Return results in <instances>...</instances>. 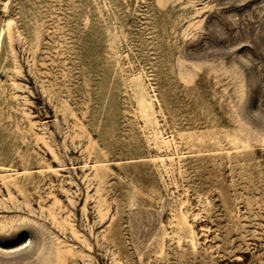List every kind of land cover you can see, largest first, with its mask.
I'll return each mask as SVG.
<instances>
[{
    "label": "rangeland",
    "instance_id": "obj_1",
    "mask_svg": "<svg viewBox=\"0 0 264 264\" xmlns=\"http://www.w3.org/2000/svg\"><path fill=\"white\" fill-rule=\"evenodd\" d=\"M0 225V264H264V0H0Z\"/></svg>",
    "mask_w": 264,
    "mask_h": 264
},
{
    "label": "bare ground",
    "instance_id": "obj_2",
    "mask_svg": "<svg viewBox=\"0 0 264 264\" xmlns=\"http://www.w3.org/2000/svg\"><path fill=\"white\" fill-rule=\"evenodd\" d=\"M147 198H148V197H147ZM148 199H149V198H148ZM215 221H216V220H215ZM189 225H190V224H189ZM216 225H217V224H216ZM0 226L4 227L3 225H0ZM187 226H188V225H187ZM221 226H222V225H221ZM190 228H191V227H190ZM7 229H8V228H7ZM178 229H180V228H178ZM184 229H185V228H184ZM206 230H207V229H206ZM2 231H3V230H2ZM5 231H6V229H5ZM182 231H183V230H182ZM185 231H186V230H185ZM207 231H208V230H207ZM225 232H226V231H225ZM230 232H231V231H230ZM186 233H187V232H186ZM190 233H192V231H191ZM211 233H212V232H211ZM0 234H1V233H0ZM194 234H195V232H194ZM117 235H118V234H117ZM182 235H183V234H182ZM185 235H186V234H185ZM189 236H190V234H189ZM193 238H194V237H193ZM213 238H214V237H213ZM120 239H121V238H120ZM178 239H179V238H178ZM180 239H181V238H180ZM184 240H185V238H184ZM184 240H183V241H184ZM189 240H190V239H189ZM212 240H213V239H212ZM227 240H228V239H227ZM194 241H195V240H194ZM196 241H197V240H196ZM162 242H163V241H162ZM180 242H181V241H180ZM180 242H179V243H180ZM191 242H192V241H191ZM197 242H198V241H197ZM197 242H196V243H197ZM229 242H230V241H229ZM193 243H194V242H193ZM223 243H224V241H223ZM223 243H222V244H223ZM162 244H164V243H162ZM162 244H161V245H162ZM180 244H181V243H180ZM222 244H221V245H222ZM224 244H225V243H224ZM229 244H231V243H229ZM119 245H120V244H119ZM226 245H227V243L225 244V246H226ZM40 246H41V245H40ZM56 246H57V245H56ZM54 247H55V246H54ZM161 247H162V246H161ZM161 247L159 248V250L161 249ZM220 247H221V246H220ZM223 247H224V246H223ZM51 248H52V247H51ZM55 248H56V247H55ZM55 248H54V250H55ZM119 248H120V246H119ZM124 248H125V247H124ZM195 248H196V247H195ZM217 248H218V247H217ZM217 248H216V249H217ZM49 249H50V248H49ZM56 249H57V248H56ZM120 249H121V248H120ZM196 249H197V248H196ZM219 249H220V248H219ZM59 250H61V251H59ZM193 250H194V249H193ZM197 250H198V249H197ZM37 251H38V250H37ZM55 251H56V250H55ZM58 251H59L60 253H62V252H63V249H59V248H58V249H57V252H58ZM161 251H162V250H161ZM161 251H160V252H161ZM194 251H195V250H194ZM223 251H224V250H223ZM35 253H36V252H35ZM41 253H44V252H41ZM41 253H40V254H41ZM50 253H51V252H50ZM50 253H49V254H50ZM54 253L56 254V252H54ZM54 253H53V251H52L53 256H56V255H54ZM199 253H200V252H199ZM57 254H58V253H57ZM201 254H202V253H201ZM42 255H43V254H42ZM65 255H66V254H64V256H65ZM193 255H194V254H193ZM207 255H208V254H207ZM37 256H38V258H39V255H37ZM37 256H36V257H37ZM202 256H203V254H202ZM48 257H50V256H48ZM70 257H71V256H70ZM214 257H216V256H214ZM221 257H222V256H221ZM223 257H224V255H223ZM125 258H126V257H125ZM129 258H130V257H129ZM162 258H163V257H162ZM168 258H169V257H168ZM168 258H167V259H168ZM194 258H195V257H194ZM64 259H65V257H64ZM72 259H75V258H72ZM72 259H71V262H72ZM160 259H161V258H160ZM211 259H212V258H211ZM34 260H35V259H34ZM55 260H57V259H55ZM119 260H120V258H119ZM127 260L129 261L128 258H127ZM156 260H157V259H156ZM165 260H166V259H165ZM49 261H50V260H49ZM49 261H48V262H49ZM51 261H53V260H51ZM57 261H58V260H57ZM65 261H66V260H65ZM125 261H126V260H125ZM166 261H167V260H166ZM62 262H63V261H62ZM52 263L54 264V262H52ZM58 263H59V262H58ZM60 263H61V262H60ZM40 264H41V263H40ZM55 264H56V263H55Z\"/></svg>",
    "mask_w": 264,
    "mask_h": 264
}]
</instances>
